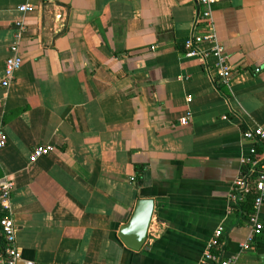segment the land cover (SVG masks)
<instances>
[{"label":"crops","instance_id":"obj_1","mask_svg":"<svg viewBox=\"0 0 264 264\" xmlns=\"http://www.w3.org/2000/svg\"><path fill=\"white\" fill-rule=\"evenodd\" d=\"M196 18L195 0H0V179L14 184L19 264H198L219 227L223 258L264 264V207L242 252L251 231L228 201L253 146L243 133L264 129V0L214 7L219 43L244 65L228 87L185 57ZM19 22L23 65L5 90ZM36 147L51 152L30 163ZM139 200L155 208L133 252L119 232Z\"/></svg>","mask_w":264,"mask_h":264},{"label":"built area","instance_id":"obj_2","mask_svg":"<svg viewBox=\"0 0 264 264\" xmlns=\"http://www.w3.org/2000/svg\"><path fill=\"white\" fill-rule=\"evenodd\" d=\"M197 4V18L193 26V32L190 38L183 42L186 58H197L203 64H208L216 72L215 84L217 87H228L234 77L243 69L242 65L232 63L223 45L217 38L213 12L214 7L220 0H195ZM32 6L25 5L20 8L21 13H27ZM18 32L16 42L10 48L11 55L5 61L1 87L8 89L15 80L16 73L23 65V59L20 53L19 42L26 33V26L23 22L17 24ZM258 72V71H257ZM191 103V99L188 100ZM191 119V113L188 112L186 117L180 123L187 124ZM246 141L252 143L249 156L244 159L243 166L249 167V173L259 170L258 180L255 189L258 197L254 203L253 212L246 221L247 227L251 234L247 241L241 245L242 252L249 251L253 248L255 239L261 236L263 224L259 219V213L264 207V129L256 128L243 133ZM256 144L262 148V154L257 153ZM7 147V136L0 132V150ZM51 152V147H36L30 156V163H36L39 159L46 157ZM14 184L8 179H0V205L6 213L7 205L13 196ZM250 183L246 175L241 172L240 177L235 181L232 191L229 195V208L232 212L239 213L240 205L246 201L249 193ZM0 229L3 237V250L0 253V264H19L21 260V251L17 244L18 229L10 215H6L0 221ZM224 229L219 227L214 231L211 240L208 243L207 251L204 253L198 264H235L236 259H225L221 255V249L224 245Z\"/></svg>","mask_w":264,"mask_h":264},{"label":"water","instance_id":"obj_3","mask_svg":"<svg viewBox=\"0 0 264 264\" xmlns=\"http://www.w3.org/2000/svg\"><path fill=\"white\" fill-rule=\"evenodd\" d=\"M154 208L152 200H139L131 220L121 228L119 238L129 250L140 252L144 247Z\"/></svg>","mask_w":264,"mask_h":264},{"label":"trees","instance_id":"obj_4","mask_svg":"<svg viewBox=\"0 0 264 264\" xmlns=\"http://www.w3.org/2000/svg\"><path fill=\"white\" fill-rule=\"evenodd\" d=\"M223 88V87H220ZM257 148V153L260 156L262 154V148L259 147L258 144L255 145ZM146 166H140L137 165L135 167V171H136V179H135V183L137 187L142 186L143 184V177H144V172H145ZM249 167H244L243 169V173L246 175L248 182L250 183V189H249V193L247 195L246 201H244L240 207H239V213L238 215V219L239 220H245L247 221L250 218V215L253 212V207H254V203L258 197V193L255 189V185L256 182L258 180V174H259V170H255L254 172L249 173ZM6 213L4 212V210L2 209L1 205H0V221L6 217ZM0 253L3 250V237H2V232L0 229Z\"/></svg>","mask_w":264,"mask_h":264},{"label":"rangeland","instance_id":"obj_5","mask_svg":"<svg viewBox=\"0 0 264 264\" xmlns=\"http://www.w3.org/2000/svg\"><path fill=\"white\" fill-rule=\"evenodd\" d=\"M0 238H1V235H0Z\"/></svg>","mask_w":264,"mask_h":264}]
</instances>
